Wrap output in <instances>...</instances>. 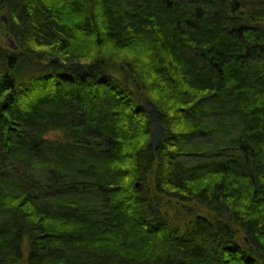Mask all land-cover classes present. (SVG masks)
<instances>
[{
  "label": "trees",
  "instance_id": "1",
  "mask_svg": "<svg viewBox=\"0 0 264 264\" xmlns=\"http://www.w3.org/2000/svg\"><path fill=\"white\" fill-rule=\"evenodd\" d=\"M0 15V264H264V0Z\"/></svg>",
  "mask_w": 264,
  "mask_h": 264
},
{
  "label": "water",
  "instance_id": "2",
  "mask_svg": "<svg viewBox=\"0 0 264 264\" xmlns=\"http://www.w3.org/2000/svg\"><path fill=\"white\" fill-rule=\"evenodd\" d=\"M2 21L6 23V17H2ZM9 47L14 50H17V47H15V44L12 39L9 41ZM39 57L42 58V55H40ZM79 67L84 69V67H82L81 65ZM144 107L148 114V120L151 126L150 144L154 150H157L163 140L165 129L158 119V111L154 104L150 100H145Z\"/></svg>",
  "mask_w": 264,
  "mask_h": 264
},
{
  "label": "rangeland",
  "instance_id": "3",
  "mask_svg": "<svg viewBox=\"0 0 264 264\" xmlns=\"http://www.w3.org/2000/svg\"><path fill=\"white\" fill-rule=\"evenodd\" d=\"M2 17H5V16H3V15H0V22L1 23H3L4 25L5 24H7V22L6 23H4L3 21H2ZM0 23V24H1ZM4 28V27H3ZM2 29H0V31H1ZM5 31V30H4ZM11 40V38L9 37V35L7 34V33H5V34H3V36L1 35L0 36V43L3 45V46H5V47H7V48H9V41ZM40 55H42V54H40ZM42 60H43V58H42ZM46 61V60H45ZM61 134L60 133H52V134H50L49 135V137L48 138H51V139H58V138H61ZM170 207H168V211H171V212H176V210L174 209V205H169ZM196 208V207H195ZM182 211V210H181ZM182 212H184V211H182ZM185 213V212H184Z\"/></svg>",
  "mask_w": 264,
  "mask_h": 264
}]
</instances>
